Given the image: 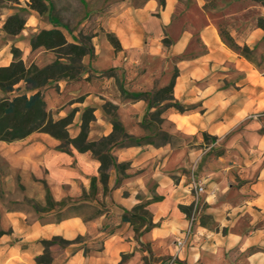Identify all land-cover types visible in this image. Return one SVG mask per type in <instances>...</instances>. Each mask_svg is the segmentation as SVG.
Returning a JSON list of instances; mask_svg holds the SVG:
<instances>
[{"label": "crops", "instance_id": "obj_1", "mask_svg": "<svg viewBox=\"0 0 264 264\" xmlns=\"http://www.w3.org/2000/svg\"><path fill=\"white\" fill-rule=\"evenodd\" d=\"M28 1L14 3L0 21V31L9 36L0 66L14 60L13 46L26 63L38 64L41 54H49L44 47L33 50L30 42L54 25L48 12L39 14ZM15 13L23 15L25 26L9 35L3 24ZM259 18L264 5L253 0L112 3L92 37V55L82 59L86 69L77 81L67 80V113L77 109L69 133L78 135L82 113L91 107L95 119L88 139L110 135L113 124L104 107L110 102L130 135L152 136L147 114L155 108L129 94L168 84L176 70L173 95L185 110L164 109L159 125L176 142L114 145L110 154L126 165H112L104 184L101 161L92 152L59 150L60 140L48 133L0 140V264H169L173 259L171 264H264ZM221 27L237 44L247 45L253 59L233 48ZM61 28L69 42L79 41L81 28L69 35ZM106 33L117 36L121 50ZM112 69L115 76L107 73ZM43 94L50 97L52 89L46 86ZM67 113L61 109L58 118ZM193 179L204 185L203 192L195 190ZM48 192L57 202L53 207L47 206ZM146 202L153 226L137 232L123 214ZM55 237L68 243L47 248L43 241ZM46 251L50 259L39 262Z\"/></svg>", "mask_w": 264, "mask_h": 264}, {"label": "trees", "instance_id": "obj_2", "mask_svg": "<svg viewBox=\"0 0 264 264\" xmlns=\"http://www.w3.org/2000/svg\"><path fill=\"white\" fill-rule=\"evenodd\" d=\"M0 1L14 2L16 0ZM260 1L264 3V0ZM160 4L164 6L165 0H160ZM27 5L39 14L48 12L50 21L54 25L50 29H42L31 38L32 49L44 47L47 51L55 53L57 58L51 63L39 67L35 62L27 64L22 59L20 49L12 47L14 60L7 66H0V92L3 93L0 97V140L13 142L22 140L34 132L48 133L60 140L59 150L71 153L72 148H75L80 152H92L101 161V181L106 184L109 176L108 170L112 165L116 167L126 165L117 163L115 158L110 154V150L114 145L158 144L152 140V136L137 138L130 135L118 119L115 105L110 102H106L104 107L111 115L113 131L110 135L104 136L99 140L88 139L90 123L95 119L94 108L87 107L83 111L80 132L74 137L70 135L69 127L74 122L77 109H72L65 116L58 119L53 117L52 113L47 109L43 89L50 81L80 78L86 69L82 64L83 57L92 55L93 53L92 40L91 43L80 39L77 43L69 42L61 28H65V26L53 18L51 14L52 5L46 0H29ZM258 24L264 27V18H259ZM24 26L25 19L15 13L6 18L3 29L9 35H17L23 30ZM220 31L221 36L233 48L245 57L253 59V52L247 45L241 46L237 44L226 29L221 27ZM95 35L96 33L93 36ZM106 35L117 51L122 49L121 43L115 34L106 33ZM61 58H66L68 61L63 62L60 60ZM107 73L116 75L114 69ZM177 74L178 71L175 70L168 84L152 92L129 94L133 98L148 100L149 108H155V110L149 111L147 114L150 124L159 122L158 119H161L162 112L168 107H175L179 111L185 110V107L176 101L173 95ZM20 83L25 84V93H15L17 88H20ZM29 90H33L34 92L28 95ZM155 199L157 198L155 197ZM56 204L57 202L53 200L48 192L47 206L53 207ZM147 205L148 202L140 203L130 212L123 214V220L133 224L137 232L143 226H145L146 230H149L153 226ZM182 209L189 213L187 208L182 207ZM56 242L68 243V241L58 237L43 241L47 248ZM49 259L50 254L48 251L37 258L39 262H46Z\"/></svg>", "mask_w": 264, "mask_h": 264}, {"label": "rangeland", "instance_id": "obj_3", "mask_svg": "<svg viewBox=\"0 0 264 264\" xmlns=\"http://www.w3.org/2000/svg\"><path fill=\"white\" fill-rule=\"evenodd\" d=\"M52 5V16L60 24L65 25L67 30L65 32L69 35L73 31H80L77 33L80 40L91 43L93 35L101 29L100 17L104 11L109 9L112 3L117 4L122 0H49ZM136 4L143 3L144 0H134ZM262 3L260 0H253ZM19 0L14 2L11 1H0V21L3 20L8 9L13 8L14 3H18ZM264 5V3H262ZM25 14V13H24ZM23 17V15H20ZM24 18V17H23ZM48 19V17H46ZM1 30V29H0ZM9 36L3 35L0 31V50L3 49L4 45H7V38ZM12 51V50H11ZM36 51L35 54H37ZM57 58V55L53 52L49 54L44 53L40 55L39 67L45 64L51 63ZM63 62H67L66 58L60 59ZM30 64V60L27 62ZM79 78L75 79H60L50 81L46 86L52 89V95L50 97L45 96L47 109L50 110L54 118H58V113L63 109L67 113V80L69 82H75ZM69 84V83H68ZM26 90L24 85L17 88L15 93H25ZM3 93L0 92V97ZM11 96V94H9ZM81 98H78L79 100ZM63 114V113H62ZM159 122H154L148 126V131L152 135V140L157 144L165 142H176L177 137L169 135L167 132L160 130V124L162 119H158ZM167 134V135H165ZM62 244L61 242H56Z\"/></svg>", "mask_w": 264, "mask_h": 264}, {"label": "built area", "instance_id": "obj_4", "mask_svg": "<svg viewBox=\"0 0 264 264\" xmlns=\"http://www.w3.org/2000/svg\"><path fill=\"white\" fill-rule=\"evenodd\" d=\"M192 185L194 186L195 190L199 193V192H203L204 191V185L202 183H198V181H196V179L192 180ZM193 220V218H192ZM181 244V243H180ZM174 259L171 260L169 262V264L173 263Z\"/></svg>", "mask_w": 264, "mask_h": 264}]
</instances>
